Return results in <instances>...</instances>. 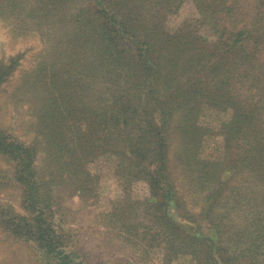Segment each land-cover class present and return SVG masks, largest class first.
<instances>
[{
	"label": "rangeland",
	"instance_id": "374dc122",
	"mask_svg": "<svg viewBox=\"0 0 264 264\" xmlns=\"http://www.w3.org/2000/svg\"><path fill=\"white\" fill-rule=\"evenodd\" d=\"M70 1L74 3L68 4ZM91 1L0 0V61L15 65L0 90V129L37 146L38 171L49 185L45 199L52 202L49 214L59 233L54 250L45 249L2 225L1 220L9 217L28 219L30 212L23 205V187L15 180V164L0 156V264H208L191 253L188 244L180 246L176 232L167 231V225L156 220L159 207L151 208L150 203L157 199L150 183L141 178L133 179V183L126 181L116 171L115 156L103 155L90 165L97 181L86 195L59 183L53 151L48 148V137L39 130L38 120L51 95L67 83H77L93 110L105 105L101 92L106 97L124 96L108 102L123 106L131 125L135 115L129 113V105L146 97L144 88L147 91L154 84L160 86L150 98L154 102L159 99L164 107L169 102L182 108L188 102L187 110L177 113L171 126L172 132L178 128L172 133L175 145L170 171L180 201H174L164 215L181 224L217 220L224 232L219 264H264V109L256 115H243L248 108L264 107V40L260 50H255L252 41L247 44L244 63L235 61L232 55L225 57L219 49L211 56L209 70L193 64L191 73L186 74L187 55L177 49L168 52L163 38L182 35L185 22L200 18L197 4L186 0L167 18L164 12L146 13L148 25L164 23L159 25V29L164 26V32L147 52L157 79L138 86V59H121L122 49L110 56L106 42L101 52L96 37L90 41L101 25ZM247 3L253 4L251 0ZM225 22L231 28L243 25L237 16ZM259 28L263 31L264 21ZM199 31L206 40L215 41L216 34L209 26L199 27ZM210 47L215 50V46ZM67 49L74 50L73 56ZM126 65L128 78L123 69ZM254 67H258L256 71ZM223 82L225 90L220 92L218 87ZM193 87L198 93L186 96ZM237 102L244 107L240 109ZM117 115L122 119V112ZM234 118L245 126L230 129ZM253 125L258 132L250 129ZM198 128L194 143L191 137L181 136L182 130ZM165 137L169 138L168 134ZM253 147L262 156L250 160ZM187 153L199 162L192 164L191 182L186 179ZM202 162L216 174H210L200 165ZM201 169L206 172V182ZM212 195L215 198L211 199ZM240 233L246 234L240 236L241 240Z\"/></svg>",
	"mask_w": 264,
	"mask_h": 264
},
{
	"label": "trees",
	"instance_id": "16d2710c",
	"mask_svg": "<svg viewBox=\"0 0 264 264\" xmlns=\"http://www.w3.org/2000/svg\"><path fill=\"white\" fill-rule=\"evenodd\" d=\"M185 1L92 0L91 3L93 2L95 14L100 18L101 25L96 29L95 34L90 36V41L96 37L98 51H101L103 43L106 42V51L108 50L110 56L122 49L121 53L124 56L121 59L130 56L138 59L140 75L138 86L143 85L149 79L154 82L157 79L153 74L155 73L154 63L147 52L152 50L150 47L164 32V26L159 29V25L164 23L157 22V24L148 25L149 19H144V15L164 12L167 18L168 13L177 11ZM72 2L74 3L70 1L68 4ZM194 2L197 4L201 17L185 22L182 35L163 38L169 49L168 52L177 49L179 53L187 55L186 74L191 73L193 64L202 67L205 71L209 70L211 56L214 52L217 54L219 49L218 53H226L227 58L232 55L235 61L242 63H244L243 54L246 53L243 49H246L251 41L256 46L255 50H260L264 40V29L262 31L259 28L264 21V0H251L252 6L247 3V0H194ZM234 16H237L242 26L231 28L225 24L227 19ZM204 26H209L215 32V41L206 40L207 38L201 35L199 27ZM147 37L148 39L143 40ZM210 45L215 46V50ZM66 52L73 56L74 50L67 49ZM14 66L13 62L0 61V90L13 73ZM257 68L254 67V71ZM123 69L125 78H128L130 74L128 65ZM194 77L195 74L191 75V78ZM159 88L160 86L156 84L147 91L144 88L143 92L147 94L146 97L136 105H129V113L135 115L134 123L131 125L128 111L123 109V106L117 107L116 104L108 102V100L119 101L124 96L110 94L106 97L101 92L102 101L106 100L105 105L98 110H93L86 104V99L81 96V89L77 83H67L51 95L42 109L40 121L38 120L41 127L39 130L48 137V148L53 151L52 157L57 165L55 166L56 173L60 176L59 183L71 185L81 194L86 195L97 181L90 170V165L103 155L115 156L118 159L116 171L126 181L133 183V179L141 178L150 183L154 198L157 199V202L150 203L151 208H155L154 205L159 207L158 213H155L156 220L163 221L167 225L164 226L167 231L176 232L181 241L180 246L188 244L189 251L195 256L198 254L205 263L219 264L221 253L224 250V232L217 220H212L207 224H204V220L197 224L191 223V218H188L189 224H181L173 221L167 214L164 215L174 201L177 203L180 201L173 183L175 178L170 171L172 148L175 145L172 144V133L175 134L178 128L175 127L172 132L171 126L175 125L174 118L177 117V113L187 110L188 102H185L182 108H178L180 105L175 108V105L169 102L165 103L166 107H164L159 99L154 102L150 98L153 96V91ZM107 90L110 91V88ZM224 90L225 83L223 82L218 87V91ZM218 91L216 88V92ZM197 93L198 88L193 87L186 96ZM192 104L191 107L194 109L195 104ZM236 105L240 109L244 107L240 102ZM263 109L264 107L261 106L257 109L248 108L243 115H256ZM195 110L198 112L197 108ZM117 112H122V119L118 117ZM235 118L230 124V129L245 126L244 124L239 125L240 119ZM180 124L187 125L184 122ZM230 125H225V128ZM250 129L258 132L254 125ZM162 130H166L167 133ZM198 130L199 128L190 132L182 130L181 136L184 139L191 137L194 143L195 133ZM261 131L263 128H260ZM165 134H168L169 138L165 137ZM186 145L189 146V144ZM261 151L264 152V146ZM249 153L251 154L250 160L256 156H262L256 147H253ZM190 154L187 153L185 166L186 179L191 182L194 179L191 174L192 164L198 161H195V156L192 157ZM0 156L15 164V180L23 187V205L30 212L28 219L17 221L16 218L9 217L1 220L2 225L8 227L10 232L27 236L41 248H53L57 245L55 239L58 238L59 233L55 230L49 214L52 212V202L50 198L45 199L49 185L38 171L39 150L37 146L27 145L0 129ZM200 165L209 172L211 171L210 174H216L209 170L208 163L202 162ZM246 166H250V163ZM201 173L202 179L206 182V172L201 169ZM220 178L219 175V181ZM212 196L211 199L215 198L214 195ZM209 209L210 206L204 210L205 213ZM242 235L246 234L240 233L239 240Z\"/></svg>",
	"mask_w": 264,
	"mask_h": 264
}]
</instances>
